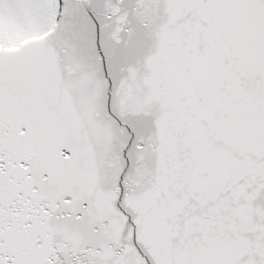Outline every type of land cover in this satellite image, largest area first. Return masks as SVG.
I'll return each instance as SVG.
<instances>
[{
    "label": "snow or ice",
    "instance_id": "6c2138e0",
    "mask_svg": "<svg viewBox=\"0 0 264 264\" xmlns=\"http://www.w3.org/2000/svg\"><path fill=\"white\" fill-rule=\"evenodd\" d=\"M0 264H264V0H0Z\"/></svg>",
    "mask_w": 264,
    "mask_h": 264
}]
</instances>
